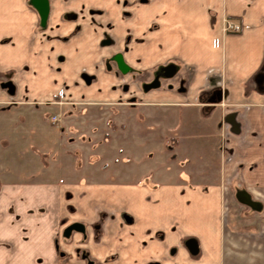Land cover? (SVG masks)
<instances>
[{
	"label": "crops",
	"instance_id": "0c3cea01",
	"mask_svg": "<svg viewBox=\"0 0 264 264\" xmlns=\"http://www.w3.org/2000/svg\"><path fill=\"white\" fill-rule=\"evenodd\" d=\"M127 1V6L120 0H91V6L49 1L41 25L28 0H0V119L19 109L39 113L37 128L29 130L36 140L24 135L18 148L0 134V158L35 160L38 170L40 157L52 155L43 141L51 121L61 135L64 126L71 127L65 124L71 109L94 105L68 100L133 95L117 104L130 118L125 125L134 127L119 142L135 143L138 159L150 139L166 162L143 171L137 183L91 184L93 205L109 211L107 226L100 222L101 212L91 214V264H150L164 254L174 256L169 264H177L188 244L196 258L183 256L185 264H264V0ZM100 4L105 7L95 6ZM224 18L238 22L240 31L223 32ZM105 36L111 43L96 45ZM123 46H130L135 62L170 63L166 79L159 77L158 86L145 90L151 102L142 100L146 92L139 87L98 88L79 77L113 49L126 61L127 52L118 49ZM64 104L70 109L61 114L57 105ZM54 107L50 116L56 119L50 120L47 109ZM148 112L153 126L147 133L143 115ZM11 120L7 126L17 128L25 118ZM89 131L83 138L88 148L91 125ZM100 138L98 145L113 140L105 133ZM76 140L62 142L68 144L66 156L76 152ZM2 167L0 264H87L75 256L78 233L71 241L60 233L75 221L59 211L66 183L9 182L5 179L15 170ZM55 240L67 242L70 253L60 257Z\"/></svg>",
	"mask_w": 264,
	"mask_h": 264
},
{
	"label": "rangeland",
	"instance_id": "374dc122",
	"mask_svg": "<svg viewBox=\"0 0 264 264\" xmlns=\"http://www.w3.org/2000/svg\"><path fill=\"white\" fill-rule=\"evenodd\" d=\"M49 1L53 3L52 1L54 0H49ZM74 1L78 2L75 4V6H91V0H74ZM93 2H97V1H93ZM95 6L105 7L103 4L95 5ZM96 43H97L96 45H99L98 41H96ZM129 48L130 46L129 47L123 46L121 48H118L121 49L122 52L125 50L128 55L125 63L128 65L129 71L124 75L120 74V72L116 68L114 69V67H112L109 73L106 72L101 74L103 70L100 69L99 66L103 65L102 60H100V57L97 59L95 65L91 66V70H92L91 79L94 78V81L91 83L93 87L107 88L111 85L113 86L111 88H115V85L122 86L123 84H126L127 87H131V88L139 87L140 89H142L141 83H143L146 84L144 85L145 89L143 88V92L145 90H149L148 92H150L151 89L154 86L156 87L157 85L155 83H152L155 80H158L155 78H157L158 76L159 77L162 76L161 73H164V71L166 70L167 71L169 70L167 74L171 73V70L169 68L167 69V66L170 63H165L161 65L159 64L153 67L154 65L153 63L143 64V63L135 62L133 57L134 53H132ZM116 52H118V50L113 49L111 53H108L106 55L115 54ZM59 58L60 55H58L57 59L59 60ZM59 62L61 63V60H59ZM162 69L165 70L162 72L161 71ZM97 71L99 73L95 75L93 72H97ZM139 73H141V75ZM140 79L142 81H140ZM83 81L81 80L82 84H84ZM119 82L121 83L118 84ZM120 92H122L121 89ZM120 95L121 94L115 93L112 94L111 98L105 100L100 99L101 97L92 96V95H91V100L88 99L81 100L77 96L75 100L74 99L68 100V102H73L76 104L88 103L91 101V104L94 103V105H91V110L87 109V105H76L77 108L75 110L71 109L72 114L71 116L69 115L68 120L65 122V124L66 123L70 124L71 127L64 126L63 127L64 130L61 132V135H59V133L56 131V129H58L56 124L51 121L50 127H48L47 129L48 136H46L43 141L48 143L47 150L52 155L51 158L49 159L40 157L39 162L42 163L40 164L38 170L36 168L37 165L39 164H37L35 160L22 159V158H15V159L0 158V166H3L2 168L4 170H8V171L15 170L14 173L11 172L10 176L5 179L6 181L14 182V183L37 182L43 184V183H47L46 181L47 179L48 181H50V183L52 182V184L54 185L56 184L59 185L62 184L63 182L66 183V185L68 186L67 188L68 190L65 191L66 193L64 192L66 197L64 198L65 202L64 204L59 205V211L62 214L61 215L62 218L72 217L73 219L71 220L76 221L77 219L84 226V230L78 233L79 245L76 248V254H75V256L78 257L81 263L84 262L87 264H91V254H89L87 251L90 249L89 246H91V242H90L92 239L91 232L93 231V229L91 230V214L95 216V214L101 212L103 221L100 222L101 223L103 222L102 226L108 225V214H107L109 212L108 209H105L104 207L101 206L99 207L98 205H93L91 201V192L88 193V191L91 188V184L96 185L97 183L100 182H111V183L115 182L119 184L137 183L141 181L143 171H150L154 169L157 165L159 166L161 164H164V162H166L165 161L166 157H164V153L159 152L160 149L158 144L152 142L150 139H148V142L143 144V154L138 159L137 157H135V153L137 154L136 149L134 147L135 143L126 142L124 144L122 142L121 143L119 142V139L121 141L123 139L122 137L125 134L134 133L133 131L134 127L131 125L130 122H128L127 125H125L126 122L124 121L125 118H129L124 116L126 112H123L124 110H121L122 108L117 105L119 104V102L127 101L128 98L132 97L133 95L131 96L129 95L120 96ZM142 100L144 102H151L152 98L150 97V95H147L146 92L143 93ZM99 102H102V104L103 102H105L108 105L95 104V103L99 104ZM63 106L64 107H58L57 105V109L58 111L61 112V114H65L66 108L70 109L69 104H64ZM110 106L112 108H109ZM54 110L55 107L47 109L48 117L50 116V114L54 112ZM10 114L11 115H8L6 113V115L0 119L1 120L0 134L1 135L3 134V136H8L12 140V142L15 143V146L19 148L21 147L20 146L21 144L23 145L25 143V140L23 139L24 135L29 136L31 134L29 130L32 128L33 129L37 128V125L35 124L36 121L39 119L38 118L39 113L36 111L30 112L27 110L23 111L22 109H19V110H13L12 112H10ZM17 116H22L23 118H25L24 124L17 128L7 126L9 123H11L12 121L11 119L13 117L16 118ZM143 118L145 119L144 126L149 128L147 129V133H148V131H150V129H152L153 126V123L151 121L152 119L151 113L150 112L144 113ZM49 119L51 120L52 116H50ZM108 119H110V123H105L106 120ZM73 120H77V121H73ZM163 123H165L164 126L168 124L172 125L173 120L169 122L164 121ZM90 125H91V146H89L88 148L87 143L86 141L84 142L83 138L87 140L86 138L90 135V131H89ZM54 126H56L55 130L53 128ZM31 131L33 132V130ZM104 133L108 134L109 138L110 139L112 138L113 140L112 142H109L110 144L107 143L106 145H103L100 143L101 145L100 144L98 145L96 143V140L99 141L101 139L100 138L101 134ZM198 135L199 134H196L195 136ZM68 137L75 138V140L77 139L76 140L77 144L75 145L78 148L74 153L76 156L71 157V154H73L71 151H69L70 153L67 154L69 156H66L65 154L68 144L67 143L64 144L62 142ZM28 139L30 141H33L36 140L37 138L36 137L32 138L29 136ZM79 139H82L83 142H79ZM18 142H22V143H20L19 145ZM62 144H64L65 146V147L63 146L64 149H61ZM75 145L74 147H76ZM168 145L169 144L167 143V146ZM171 149L172 147L167 148V150H171ZM89 154L91 155V158H87ZM97 157H102V158L98 159ZM44 162H47L49 167L48 175L45 173V168L42 167L45 165ZM10 165L11 167H9ZM76 184L77 186H75ZM85 188L86 190L87 189L88 190L85 191L84 190ZM69 211H73V212H69ZM127 215L128 214L126 213L120 214L123 220H124V216ZM64 224H62L61 227H63ZM65 226L61 229V231H63ZM94 229L95 231L98 230L97 225L94 226ZM73 234L76 235L77 233L71 232L67 236L63 235L62 237L64 241L67 240L71 241ZM55 242L58 243V247H59L58 250L60 251L62 250L63 252H65L64 254H66V252L70 253L69 248L67 247L68 246L67 242L64 243V245H62L61 242L59 243L58 240L57 241L55 240ZM69 246L70 248L72 247L71 244H69ZM55 251L57 252V250ZM183 256L189 258H196L194 252H190V250H187L186 255L176 257L177 264H185L184 261H180V260H184ZM163 258L167 259V262H165L166 260L164 261ZM173 258L174 256L170 257L169 255L164 254L161 259L155 258L150 262V264H169L171 260L173 261Z\"/></svg>",
	"mask_w": 264,
	"mask_h": 264
},
{
	"label": "flooded vegetation",
	"instance_id": "af4514ba",
	"mask_svg": "<svg viewBox=\"0 0 264 264\" xmlns=\"http://www.w3.org/2000/svg\"><path fill=\"white\" fill-rule=\"evenodd\" d=\"M117 1H119V0H117ZM122 6H127V4H128V1L127 0H120V2H119ZM28 4L30 5V7L36 12V14H37V17H38V21H39V24H41V22H40V18H39V15H38V13H37V10L33 7V5L31 4V0H28ZM92 10V9H91ZM48 11H49V0H47V16H46V18H45V20H44V23L43 24H41V25H45L46 24V20H47V17H48ZM99 43H101V44H107V45H109L110 43H111V40L109 39V37L108 36H105L103 39H101L100 40V42ZM116 54H120L121 55V58H122V60H123V62L125 63V59L123 58V54L121 53V52H116L115 54H111V55H105L104 57V60L102 61V64L103 65H101V66H99V68L100 69H102L103 70V72L102 73H108V72H110L111 71V69H112V67H114V69L116 68L119 72H120V74H122V75H124L125 73H127L128 71H129V67H128V65L126 64V66H127V71L126 72H121L120 71V69L117 67V64H116V61H115V59H114V56L116 55ZM170 69V67H168L167 66V69ZM159 69V68H158ZM166 69V68H165ZM165 69H162L161 71L163 72ZM169 71V70H168ZM168 71L166 70V71H164V73H161V75L162 76H160V78L161 77H163L164 79H166V77L168 76ZM86 73V74H85ZM95 75H97L99 72L97 71V72H93ZM78 75H79V77L82 79V80H84V82L85 83H89V84H91V82H90V80H94V78H92L91 79V70H89V72L86 70V71H83V70H81L79 73H78ZM155 79H158V80H155L154 82H152V83H155V84H157V86H158V84H159V76L157 77V78H155ZM140 81H142L141 79H140ZM121 82H119L118 84H120ZM124 86H126V84H123ZM122 85V86H123ZM144 85H146V84H143V83H141V88L143 89H145V86ZM124 220L125 221H127V222H130V217L127 215V216H124ZM76 221H73V222H70V223H68L66 226H65V228L63 229V231L61 232L64 236H67L68 234H70L71 232H76V233H79V232H77V231H74V230H70V231H67L66 233H65V229H66V227H68L69 225H71V224H73V223H75ZM76 223H80V222H76ZM81 224V223H80ZM82 225V224H81ZM83 226V225H82ZM83 230H84V227H83ZM189 247V246H188ZM54 248H55V250H57V254L60 256V257H63V256H65V252H63L62 250L60 251V250H58V243H54Z\"/></svg>",
	"mask_w": 264,
	"mask_h": 264
},
{
	"label": "water",
	"instance_id": "95a60500",
	"mask_svg": "<svg viewBox=\"0 0 264 264\" xmlns=\"http://www.w3.org/2000/svg\"><path fill=\"white\" fill-rule=\"evenodd\" d=\"M31 4L33 5V7L37 10V13L39 15L40 18V22L41 24L44 23V20L47 16V0H31ZM114 59L116 61L117 67L120 69L121 72H126L127 71V66L126 64L123 62L121 55L120 54H116L114 56ZM70 230H74L77 232H82L83 231V226L80 223H73L71 225H69L68 227H66L65 229V233L67 231ZM190 250H193V246H191V244H188Z\"/></svg>",
	"mask_w": 264,
	"mask_h": 264
},
{
	"label": "built area",
	"instance_id": "2783aa9c",
	"mask_svg": "<svg viewBox=\"0 0 264 264\" xmlns=\"http://www.w3.org/2000/svg\"><path fill=\"white\" fill-rule=\"evenodd\" d=\"M222 25H223L222 30L225 33L235 34V33H238L240 31L239 23H236V22L230 20L229 18H224ZM212 46L213 47H217L218 43L215 40H213L212 41ZM55 119H56V117L52 116V120H55Z\"/></svg>",
	"mask_w": 264,
	"mask_h": 264
}]
</instances>
